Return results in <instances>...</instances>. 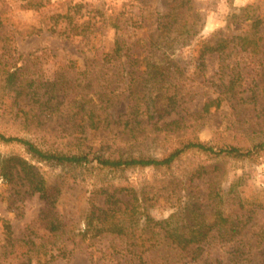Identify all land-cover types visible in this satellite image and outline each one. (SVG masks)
<instances>
[{
    "label": "rangeland",
    "instance_id": "1",
    "mask_svg": "<svg viewBox=\"0 0 264 264\" xmlns=\"http://www.w3.org/2000/svg\"><path fill=\"white\" fill-rule=\"evenodd\" d=\"M260 0H194L196 7L203 14L200 32L189 44L176 48L148 51L149 35L155 25L156 10L161 9V0H51L40 10L22 8L19 3L9 1L5 12V28L12 29L9 33L14 38L0 42V59L11 56L9 43L28 56L32 70L40 71L42 77L69 72L74 78H91L105 85L111 92L112 106L109 110L117 116L132 109L138 93L137 82L145 83L149 76V65L161 63L162 59H174L180 67L175 73L172 84L178 92L183 106L196 111L201 109L208 96H215L217 60L207 57L204 66H199L197 59L198 43L214 34L228 37H241L249 29L248 15L258 6ZM71 3L84 5L79 21L90 20L91 29L87 36L72 35L64 23H59L57 32L46 29L49 17L55 12H66ZM248 7V12L244 11ZM101 9L104 16L94 10ZM104 17L106 20H104ZM120 17L126 30L123 33L127 47L122 60L101 65L105 53H113L116 46V28L109 23L110 19ZM45 25H44V24ZM33 25H43L39 34H26ZM22 32V33H20ZM7 33V36H9ZM260 43L264 41V26L257 33ZM10 54V55H9ZM154 56H151V55ZM147 55V56H146ZM241 67L245 71L253 67L264 66V50L256 53L245 51L239 54ZM14 60H12L13 62ZM22 62L19 61L18 65ZM105 69H110L108 73ZM152 69V68H151ZM130 74H124L125 72ZM153 71V70H152ZM87 75V76H86ZM252 76H248L242 88H246ZM246 95V94H245ZM175 114H172L173 116ZM0 124V131L7 135H19L34 139L18 126ZM63 122V120H62ZM61 122V123H62ZM122 131L110 132V128L99 130L92 139L81 141L76 150L91 149L103 154L125 155L137 153L130 149L129 143L124 144ZM188 135H177L170 139V144ZM192 138L214 145L251 146L264 140V114L254 105H236L225 102L214 110L202 123ZM111 144V147L108 145ZM130 146V147H129ZM44 147L65 149L63 144L45 143ZM122 148V149H121ZM124 148V149H123ZM142 153L161 156L165 153L162 146L149 145ZM0 155H18L39 166L50 181L61 185L56 202L58 216L63 224L64 232H51L46 228L43 215L47 206L37 193L24 198H10L9 185L0 178V264H138L136 260L128 262L129 255L123 252L121 241L111 234L92 236L84 232L89 198L94 189L105 185H124L134 188L142 199L150 217L162 220L176 212L188 222L196 217L193 204L200 205L207 215L217 197L211 189H220L224 196L221 206L237 210L240 201L245 207L251 202L264 205V151L252 160L248 158L212 157L197 150L183 153L169 166L162 167H127L113 170L81 165H51L39 160L28 151L26 146L16 142H4L0 139ZM203 165L210 173L202 177H191V170ZM217 170H213L214 167ZM215 176L214 180L210 179ZM237 183L235 191H230ZM207 195H209L207 197ZM191 203V204H190ZM3 220L12 227L13 239H6ZM264 221V207L258 208L253 219L244 228L243 234L250 239L251 245L257 241V231ZM196 253L183 261L184 264H228L234 255L233 243H221L217 237L210 236L200 244ZM197 247V245L193 246ZM253 260L264 258L262 246L252 249ZM158 260V259H157ZM141 264V263H140ZM144 264V263H142ZM151 264V262L149 263ZM152 264H156L155 262Z\"/></svg>",
    "mask_w": 264,
    "mask_h": 264
},
{
    "label": "trees",
    "instance_id": "2",
    "mask_svg": "<svg viewBox=\"0 0 264 264\" xmlns=\"http://www.w3.org/2000/svg\"><path fill=\"white\" fill-rule=\"evenodd\" d=\"M9 1L34 10H40L51 2L0 0V42L14 38L9 34L12 29L5 28V20L8 18L5 12L9 8ZM161 2L163 6L156 10L150 40L144 43L148 45V51L154 54V50L166 47L174 51L189 44L203 24V14L194 0ZM67 8L66 12L51 14L46 29L56 33L61 22L72 35L87 36L91 29L90 20L79 21L84 5L71 3ZM243 9L249 11L248 7ZM253 9V13L247 16L250 19L249 29L243 36L228 37L217 33L198 43L199 66L205 65L207 57L215 58L218 65L215 71L216 95L206 97L201 109L196 111H190L182 105L174 83L172 84L175 73L181 72L174 59L165 58L161 63L149 65L152 69H148L149 76L145 83L139 81L135 85L137 92L143 93L135 96L136 100L130 111L115 116L109 112L112 102L111 92L107 89L110 83L108 79L105 85L98 82L96 87L97 77L95 81L91 78H74L65 71L44 78L40 71L32 70V65L30 69L25 67L29 63V57L24 56L10 42L11 56L6 60L0 59V124L6 126L2 122L5 119L34 139L7 135L3 131H0V139L26 146L35 157L51 165L106 167L113 170L133 166H169L190 150L201 151L212 157L256 159L264 151V140L247 147L216 146L191 136L214 110L228 101L236 105L252 104L264 114V66L245 71L241 67L242 60L238 58L245 51L256 53L260 49L264 50V41L260 43L256 36L264 26V0H260ZM94 11L104 16L101 9L96 8ZM109 22L116 28V46L112 54H103L99 63L101 65L111 62L116 64L124 55L130 54L124 53V49L126 52L131 50L126 45L123 34L126 28L120 17L110 19ZM43 30V25H33L26 34H39ZM19 61L22 62L21 65H18ZM109 70L105 69V72L108 73ZM130 73L131 71H127L124 74ZM248 76H252L251 81L246 88H242ZM172 114L175 115L171 116ZM106 128H110V132L122 131L123 137H126L124 144L129 143L132 146L130 149L137 150V153L107 155L98 151L92 153L91 149L76 150L72 147L73 144L78 146L81 141L92 139L99 130ZM177 135L188 136L170 144V139ZM56 141L66 148L44 147L45 143ZM149 145L162 146L165 153L161 156L142 153L141 150ZM217 168L216 166L213 170ZM40 169L18 155H0V178L8 183L10 198L17 200L18 197L22 199L37 193L48 207L43 215L46 228L51 232H64L55 206L61 185L50 181ZM206 173H210V169L199 165L189 174L191 177H202ZM214 178L215 176L210 179ZM236 188L237 183L230 191L233 192ZM210 192L218 198L213 202L210 215L194 203L192 212L196 217L192 222L184 220L176 212L165 219L155 220L148 214L143 198L134 188L105 185L94 189L89 198L84 232L92 236L111 234L118 237L123 252L129 255L128 262L136 260L138 264H184L187 261H183V258L190 256L191 252L195 254L201 248L200 244L210 236L217 237L221 243H233L234 255L228 259V264H264V258L253 260L251 253L252 249L259 246L264 251V221L258 228L257 241L253 245L250 239L246 242L243 234L258 208L264 207L263 203L253 201L250 206L245 207L240 201L239 209H228L221 206L224 194L220 189L212 188ZM3 229L6 239L11 241L12 227L7 220H3ZM195 245L197 247H193Z\"/></svg>",
    "mask_w": 264,
    "mask_h": 264
}]
</instances>
